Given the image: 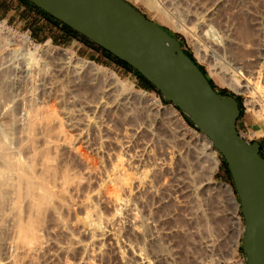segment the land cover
Segmentation results:
<instances>
[{
    "label": "bare ground",
    "instance_id": "1",
    "mask_svg": "<svg viewBox=\"0 0 264 264\" xmlns=\"http://www.w3.org/2000/svg\"><path fill=\"white\" fill-rule=\"evenodd\" d=\"M141 1L150 10L160 11L156 0ZM170 1L166 3L171 15L161 9L166 22L189 36L213 78L247 96L250 133L264 137V13L256 14L254 34L248 35L233 30L235 24L219 27L214 18L233 3L238 16L250 15V0H211L205 5L202 0H188L185 8ZM25 41L23 49L0 41V264H103L105 257L113 264H152L145 260L141 244L149 228L141 211L149 185L138 180L137 174L134 178L126 174L123 161L109 163L108 168L100 162L102 167L92 163V157H83L77 146L87 141L91 130H102L96 114L116 107L122 112L128 101L153 102L152 96L134 90L113 72L77 58L69 49L55 48L48 40L35 45L27 36ZM95 85H99L100 100H84L81 88ZM77 89L83 97L75 94ZM106 98L111 103H104ZM73 104L79 106L73 110L80 108L77 114L84 120L80 121L82 115L80 120L78 115L73 119L75 113L69 111ZM56 105L65 111L59 112ZM74 120L84 125L79 128ZM73 126L80 129L77 138L68 132ZM203 140L204 156L217 169L218 151L204 134ZM102 144L100 140L97 145ZM210 184L209 179L202 180L191 192ZM219 185L236 214L240 206L231 187ZM235 224L240 230L237 217ZM160 250L159 260L166 264L169 257Z\"/></svg>",
    "mask_w": 264,
    "mask_h": 264
},
{
    "label": "rangeland",
    "instance_id": "2",
    "mask_svg": "<svg viewBox=\"0 0 264 264\" xmlns=\"http://www.w3.org/2000/svg\"><path fill=\"white\" fill-rule=\"evenodd\" d=\"M125 1L135 7L147 19L176 35L183 50L188 52L196 63L203 68L212 88L220 95L234 98L240 112L236 121V130L245 141L259 144L260 156L264 159V137L251 135L250 133L253 128H251V115L245 105L247 96L236 93L223 81L213 78L210 75L207 64L198 58L189 36L174 29L171 24L169 25L166 22V18H168L165 17L166 14L168 16L171 15L168 11V9L170 10L168 3H171V1L167 0L166 2L168 3L162 1V5L161 0H156L159 8L161 7L158 12L150 10L141 0ZM178 1H180V4ZM178 1L175 0L173 4H176L179 8L180 5L185 8V5L190 4L188 0ZM202 1V4L205 5L211 0ZM0 2V19L7 20L8 25L13 26L20 33L28 31L33 40L32 44L42 45L48 40L55 48L69 49L77 58L113 72L121 81L129 84L134 90L145 92L150 97L152 96L153 100L156 98L155 103L147 100L143 102L142 100V105L137 101H128L126 108L123 107L125 111L121 110L127 114V117L123 114L121 115L122 112L117 110L120 107L110 109L112 113L107 110L98 113L99 115L96 114L94 117H98V119L94 120L100 122V129L102 130H91L87 136V141L79 140L81 143L77 142L82 155L86 154L83 157L87 156L90 159L92 157V163L100 166L101 162L104 167L107 166L106 168H108L111 164H121L123 161L122 165L125 166L124 171L126 174H130L129 176L133 175V178L137 174L135 177H138V180H142L147 186L149 185L147 189L150 193L143 192V202L145 203H143L141 209L142 216L146 222L148 221L149 227L141 242L145 260L148 259L147 261L152 264H164L163 261L159 260L160 255L157 254L162 249L169 257L166 264H245L241 247L242 215L239 210L236 211V214L234 213L235 210L232 203L219 187V184L230 186L233 196L238 202L233 182L227 165L219 153L217 154L219 160L217 169H214L211 162H208L209 160L205 158L204 154H206V151L204 150L203 134L190 127L180 114L174 116L170 109L172 108L170 104L164 103L155 92L144 89L136 74L120 67L111 57L96 50L82 39H74L65 32L60 24L43 15L32 5L21 3L19 0H0ZM249 2L248 6H250L251 14L244 15L246 18L242 15L238 16L233 6H231L234 5L233 3L230 5L231 7L226 5V7L217 12L216 19L214 18L215 23L218 24L216 25L223 27L226 23V25L231 23L229 25L232 27L235 24L236 27L232 28L235 31L238 28L236 32L241 31L242 33L253 35L254 25L252 23L256 14L264 13V0H250ZM161 9L166 14L164 12L161 13ZM227 9L229 11L233 9L232 11L235 13H231ZM170 18L173 19L172 16ZM26 36L24 34L15 40L0 37V41L10 45L16 44L14 47L17 46L16 48L23 49L26 45ZM28 42L30 41L28 40ZM99 90V85H95L81 88V93L77 89L75 94L77 96H80L79 93L83 94L84 100H92L95 103V100L99 101V98H101ZM80 97L83 96L81 95ZM103 102L109 104L111 100L106 98L103 99ZM56 106L59 112L65 111L64 109L60 111L58 105ZM69 106L72 107L70 108ZM69 106L66 109L70 108L69 111L72 109V112L75 113L73 119L77 115V118H81L82 114H77L81 109H77L78 112L73 110L74 106L76 108L79 106L76 104ZM130 107L133 108L129 110ZM127 110L131 111V115L129 112L127 113ZM81 113L83 112L81 111ZM77 118L76 120H80V118ZM82 120H84V117L80 121ZM74 121L73 123L79 122ZM80 124L84 125V123L79 122V128H81ZM77 127L74 128L73 126L69 128L70 130L68 129L69 134L75 138L79 134V128ZM99 139L104 143L101 145L102 147L97 145L100 141ZM99 146L100 149H98ZM89 158L88 160H90ZM115 158L117 159L115 160ZM115 161L117 162L114 163ZM77 164L75 163V165ZM205 179L211 181L209 186H203L195 192H191L193 188L199 187V184ZM147 189H143V191ZM235 217L241 221L242 227L240 230L236 227ZM149 229L151 233L148 231ZM155 247L160 249L155 252ZM153 249L155 250L153 251ZM104 260L103 264H113L108 257H105Z\"/></svg>",
    "mask_w": 264,
    "mask_h": 264
},
{
    "label": "water",
    "instance_id": "3",
    "mask_svg": "<svg viewBox=\"0 0 264 264\" xmlns=\"http://www.w3.org/2000/svg\"><path fill=\"white\" fill-rule=\"evenodd\" d=\"M26 1L134 69L210 140L238 198L245 264H264V159L236 130L234 98L218 94L180 40L125 0Z\"/></svg>",
    "mask_w": 264,
    "mask_h": 264
},
{
    "label": "trees",
    "instance_id": "4",
    "mask_svg": "<svg viewBox=\"0 0 264 264\" xmlns=\"http://www.w3.org/2000/svg\"><path fill=\"white\" fill-rule=\"evenodd\" d=\"M21 3H24V4H30V3H28L26 0H19ZM30 5H32V4H30ZM33 6V5H32ZM35 9H37L35 6H33ZM38 11H40L43 15H45L46 17H48V18H50L51 20H53V21H55V22H57L58 24H60L61 26H62V28L65 30V32H67L71 37H73L74 39H82L84 42H86L88 45H90V46H92V47H94L96 50H98V51H100V52H102V53H105L106 55H108L109 57H111V59L117 64V65H119L120 67H123V68H125V69H127L128 71H130V72H133L134 74H136V76L140 79V82H141V84L143 85V87H144V89H146V90H151V91H153V92H155L161 99H162V97H161V95H160V93L149 83V82H147L142 76H140V74H138L134 69H132L130 66H128L126 63H124V62H122V61H120L119 59H117L116 57H114L113 55H111V54H109L108 52H106L105 50H103L102 48H100V47H98V46H96V45H94V44H92L90 41H88L86 38H84V37H82L81 35H79V34H77V33H75L73 30H71L70 28H68L67 26H65V25H63L62 23H60V22H58L57 20H55V19H53L52 17H50L49 15H47L46 13H44L43 11H41V10H39V9H37ZM171 37H174V38H177V36L176 35H174V34H172V33H170L169 31H167V30H165ZM184 53H185V55L198 67V69L203 73V75H204V77L208 80V78H207V75H206V73L204 72V70H203V68L202 67H200L197 63H196V61L192 58V56L188 53V52H186V51H184ZM162 101L164 102V103H167V102H165L163 99H162ZM177 110V109H176ZM178 111V110H177ZM184 117V116H183ZM184 119H185V121H186V123L190 126V127H192V128H194L193 126H192V124L190 123V121L189 120H187L185 117H184ZM195 129V128H194ZM195 130H197V129H195Z\"/></svg>",
    "mask_w": 264,
    "mask_h": 264
},
{
    "label": "built area",
    "instance_id": "5",
    "mask_svg": "<svg viewBox=\"0 0 264 264\" xmlns=\"http://www.w3.org/2000/svg\"><path fill=\"white\" fill-rule=\"evenodd\" d=\"M24 34L27 35V38L30 42H33V40L31 39L30 33L28 31H26L24 33H20L19 30L15 29L13 26L8 25L7 20L0 19V37L7 38L8 40H15L19 37H22V35H24ZM149 102H151V101H149ZM155 102H156V98L151 103H155ZM170 107H172L173 109L176 110V108H174L172 105H170ZM177 113L183 117V115L179 111H177Z\"/></svg>",
    "mask_w": 264,
    "mask_h": 264
},
{
    "label": "crops",
    "instance_id": "6",
    "mask_svg": "<svg viewBox=\"0 0 264 264\" xmlns=\"http://www.w3.org/2000/svg\"><path fill=\"white\" fill-rule=\"evenodd\" d=\"M1 3V2H0ZM4 8H5V6H4Z\"/></svg>",
    "mask_w": 264,
    "mask_h": 264
}]
</instances>
